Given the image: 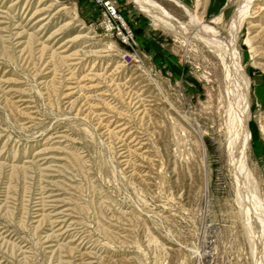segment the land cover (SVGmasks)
Wrapping results in <instances>:
<instances>
[{
    "label": "rangeland",
    "instance_id": "374dc122",
    "mask_svg": "<svg viewBox=\"0 0 264 264\" xmlns=\"http://www.w3.org/2000/svg\"><path fill=\"white\" fill-rule=\"evenodd\" d=\"M149 2L0 0V264H264V0Z\"/></svg>",
    "mask_w": 264,
    "mask_h": 264
},
{
    "label": "bare ground",
    "instance_id": "6f19581e",
    "mask_svg": "<svg viewBox=\"0 0 264 264\" xmlns=\"http://www.w3.org/2000/svg\"><path fill=\"white\" fill-rule=\"evenodd\" d=\"M134 1L137 3L139 8H141L142 10L150 11V12H153L154 14L162 15L161 17H163L168 22V24L171 25V27L178 28L181 30V28H182L181 24H179L176 19H174L170 15L166 14L163 9L160 8V10H156L158 8L156 4L151 3V2L148 3V0H134ZM248 4H247V6H248ZM243 8L244 7H242L241 10H239L237 15H235V17L233 19L232 38L229 42V46H228L227 51L230 52L229 54H232L231 55L232 60H233L232 67H230L231 65L229 67L233 70V72L236 76V79L234 77H232V78H234V79H232V81L236 80L235 81L236 85L231 84L232 86L229 87L230 92H228L230 94L229 96H230V100L232 103V110L234 109V111H233L234 116H232L231 118L233 119L232 121L236 124L234 126V129L236 132L235 135H237V139L235 141L234 157H235L236 161H238V159L242 160V163L244 165L245 160H246V149L249 145V140H250V131H249V127H248L250 81H249V78L247 77L246 73L244 72V70L240 67L239 59H237L235 51L233 52V47H234L235 41L237 39L238 31L240 30L239 29V20H240L241 16L243 15L242 14L244 11ZM226 58H228V56ZM227 70H229V68ZM229 73L230 72L228 71V74ZM234 74L231 73V75H234ZM232 81L230 80L231 83H232ZM228 85H230V83H228ZM232 146H234V145H232ZM245 172H246V170H245ZM247 182L249 183V180ZM252 195H253V197H251V198L248 196L249 201H248L247 208L251 210L252 215H254V217L256 219V221H255L257 224L256 226L258 227V232H259L260 237L263 241L264 240V206H263L261 200L258 198L259 197L258 194H256V195H258V197L255 196L254 194H252Z\"/></svg>",
    "mask_w": 264,
    "mask_h": 264
},
{
    "label": "built area",
    "instance_id": "2783aa9c",
    "mask_svg": "<svg viewBox=\"0 0 264 264\" xmlns=\"http://www.w3.org/2000/svg\"><path fill=\"white\" fill-rule=\"evenodd\" d=\"M107 8L110 10L111 13H114V10L113 8L109 5V4H106Z\"/></svg>",
    "mask_w": 264,
    "mask_h": 264
}]
</instances>
